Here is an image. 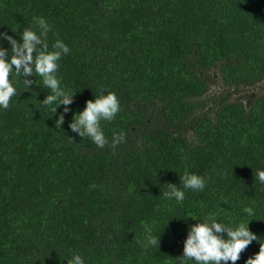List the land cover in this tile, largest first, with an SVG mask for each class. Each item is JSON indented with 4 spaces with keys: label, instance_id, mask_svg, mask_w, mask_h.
<instances>
[{
    "label": "trees",
    "instance_id": "trees-1",
    "mask_svg": "<svg viewBox=\"0 0 264 264\" xmlns=\"http://www.w3.org/2000/svg\"><path fill=\"white\" fill-rule=\"evenodd\" d=\"M262 82L264 0H0V264H264Z\"/></svg>",
    "mask_w": 264,
    "mask_h": 264
},
{
    "label": "rangeland",
    "instance_id": "rangeland-1",
    "mask_svg": "<svg viewBox=\"0 0 264 264\" xmlns=\"http://www.w3.org/2000/svg\"><path fill=\"white\" fill-rule=\"evenodd\" d=\"M212 94H208L205 96V100H211L212 96L214 94H217V95H220V94H224L225 92V88L221 85V84H218L217 86H214L212 88ZM264 89V82L260 83L257 88L253 89V90H248V91H241L239 92L238 94H233V97L234 98H239L241 100H247V98L249 97L248 94L252 93V92H260Z\"/></svg>",
    "mask_w": 264,
    "mask_h": 264
}]
</instances>
